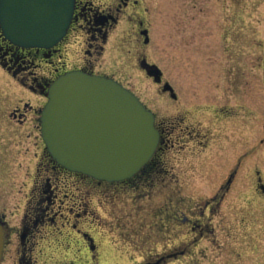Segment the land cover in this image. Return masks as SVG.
<instances>
[{"label":"rangeland","instance_id":"374dc122","mask_svg":"<svg viewBox=\"0 0 264 264\" xmlns=\"http://www.w3.org/2000/svg\"><path fill=\"white\" fill-rule=\"evenodd\" d=\"M124 10L101 70L157 120L181 122L200 136L181 138L165 154L180 179L171 184L168 235L161 181L111 193L98 212L104 220L90 229L101 244L97 264H148L169 250L185 254L166 264H264V0H131ZM145 29L148 44L139 33ZM70 38L63 55L73 66L82 53L77 34ZM143 57L160 68L162 84L142 71ZM164 83L176 99L162 91ZM45 103L0 69V213L8 217L23 206L43 153ZM175 214L203 224L205 235Z\"/></svg>","mask_w":264,"mask_h":264},{"label":"flooded vegetation","instance_id":"af4514ba","mask_svg":"<svg viewBox=\"0 0 264 264\" xmlns=\"http://www.w3.org/2000/svg\"><path fill=\"white\" fill-rule=\"evenodd\" d=\"M130 4L131 0H75L73 20L66 37L49 49H25L12 44L5 38L0 23V69L43 97L48 85L70 71H82L118 81L113 75L103 72L100 64L111 31L120 21L122 11ZM144 31L148 30H140L139 33L146 41ZM72 33L77 34L79 41L76 51L82 53V58L76 65L68 66L63 55L66 47L63 49V46H71L69 39ZM145 41V44L149 43ZM57 56L58 59H55ZM142 71L147 75L145 70ZM14 115L17 117L16 113ZM155 126L160 134L156 152L138 173L122 181L109 182L70 171L52 157L43 143V153L34 176L30 177V187L24 195L23 206L17 208L11 217L5 211L0 213V226L4 232L0 264H97L102 257L101 244L96 233L94 235L90 229H93L94 224L101 225L104 220L98 212L103 211L106 199L111 193L134 191L139 185L148 182L163 183L164 194L167 195L162 212L163 232L168 235L169 224L165 221L169 222L171 216V184H180V179L174 175V167L165 159V154L175 148V142L180 143L181 138L187 137L190 142L198 141L200 133L190 127H181V122H160L157 117ZM176 131L179 132L177 139L173 138ZM237 171L235 169L232 172L228 183L233 181V174H237ZM260 189L264 192V185ZM177 190L180 191V188ZM95 199L100 204L96 208L93 207ZM174 217L176 221L191 225L194 234L198 232L205 235L207 230L203 224L188 217L181 219L179 214ZM116 221L119 226L122 225L120 218ZM169 251L147 263L166 264L185 254L184 250Z\"/></svg>","mask_w":264,"mask_h":264},{"label":"water","instance_id":"95a60500","mask_svg":"<svg viewBox=\"0 0 264 264\" xmlns=\"http://www.w3.org/2000/svg\"><path fill=\"white\" fill-rule=\"evenodd\" d=\"M75 0H0L5 38L25 48L49 49L72 24ZM146 43L148 31H144ZM141 68L157 84L163 73L146 59ZM163 92L176 98L165 83ZM41 110V137L52 157L66 169L109 182L131 178L160 144L155 115L117 81L82 71L67 72L50 85ZM4 232L0 226V261Z\"/></svg>","mask_w":264,"mask_h":264}]
</instances>
